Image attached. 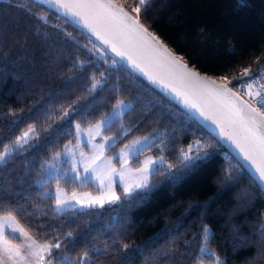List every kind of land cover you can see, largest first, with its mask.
Segmentation results:
<instances>
[{"label":"trees","instance_id":"16d2710c","mask_svg":"<svg viewBox=\"0 0 264 264\" xmlns=\"http://www.w3.org/2000/svg\"><path fill=\"white\" fill-rule=\"evenodd\" d=\"M114 1L136 17L137 0ZM140 22L200 73L224 82L227 77L235 91L239 72L251 68L255 74L264 64V0H148ZM119 100L129 107L103 130L114 137L113 148L150 136L139 156H162L168 167L158 166L148 187L114 204L54 212V196L46 190L83 186L59 177L37 184L45 163L74 141L73 123L91 125ZM29 126L34 134L16 147ZM197 140L212 145L211 154L186 167L181 150ZM4 145L13 150L0 163V215L11 213L37 242L59 241L61 248L47 258L52 263L67 258L81 264L87 251L83 264L217 258L264 264V191L249 172L205 127L90 35L31 0H0V149Z\"/></svg>","mask_w":264,"mask_h":264},{"label":"snow or ice","instance_id":"6c2138e0","mask_svg":"<svg viewBox=\"0 0 264 264\" xmlns=\"http://www.w3.org/2000/svg\"><path fill=\"white\" fill-rule=\"evenodd\" d=\"M42 3L61 11L62 15L71 16L86 28L95 38L106 48L110 49L122 60H127L131 66L139 70L152 83L159 84L165 89L182 96L186 108L197 111L205 120H210L219 129L220 141H227L239 152L244 161L255 170L256 180L261 189L264 190V69L255 70L258 75H254L251 68L243 69V72L234 80L240 81L236 91H233L229 84L232 81L227 77H222L226 82L217 84L214 80L202 78L195 71L188 68L177 60L168 49L152 35L149 30L140 22V13L148 0H138L133 12L137 15L131 17L123 5L117 7L114 0H41ZM103 75V74H101ZM244 77H250L245 81ZM100 81L93 83L91 90H94ZM243 91L251 103L242 100L237 92ZM123 101H118L114 106L113 113L107 118L91 126L88 135L91 139L101 135V130L110 127L116 117L120 115ZM69 116V112H64V117ZM77 135H79L80 125H76ZM35 132L33 126L16 137L14 145L22 147L30 136ZM111 137H103V143L94 144L93 155L85 157L81 153L79 167L85 173L91 172L100 185V194L93 196L90 193L77 195L72 192L70 195L64 189L57 187L55 193V205L57 209H66L79 205L81 208L103 207L106 203L113 204L120 200V195L113 188L111 176L118 174L123 177L127 171V164L130 155L137 154L142 141L147 144L150 136H144L132 141L124 146L129 151H122L119 155L121 162L120 171L112 167V157L101 160L105 146L111 141ZM67 148V146H65ZM212 145L201 143L199 140L189 144L186 149L181 150L180 162L188 165L197 160H203L210 156ZM13 145H4L0 149V163L6 161L11 155ZM70 151V150H69ZM60 153H56L54 159L60 158ZM161 161L163 158H160ZM99 161L100 163H97ZM154 160H146L143 167L136 170L140 176L139 182L134 186L124 187V195L130 194L135 188L148 187L149 166L154 164ZM172 166L169 165V168ZM71 170L79 178L77 162L73 158ZM231 168L225 170V178L230 175ZM11 229L13 233H19L23 242L13 243L5 233V229ZM204 237L208 238L209 230L204 228ZM72 237V233H67ZM129 246L124 245L127 249ZM61 243H38L36 239L24 227L20 226L16 217L11 213L0 217V264H28L31 257V264H52L48 257L53 255V249H60ZM207 249L202 248L204 254ZM211 255V254H210ZM88 256L87 251L80 258L81 264ZM130 258V257H129ZM63 264H68L67 258ZM217 264L223 261L217 258Z\"/></svg>","mask_w":264,"mask_h":264},{"label":"rangeland","instance_id":"374dc122","mask_svg":"<svg viewBox=\"0 0 264 264\" xmlns=\"http://www.w3.org/2000/svg\"><path fill=\"white\" fill-rule=\"evenodd\" d=\"M138 1V0H137ZM119 101H123L124 105L129 106V103L124 101V100H119ZM128 108V107H127ZM127 108H121L119 110L120 115L127 110ZM114 111V108H112L110 110V112L102 117L101 119L97 120L95 123L88 125V126H81L80 125V131H79V135H77V129H76V125L77 123H73V134H74V141L71 143H67L66 145L63 146V148L56 152V153H60V158L59 159H54L55 154H53L49 160L45 163V169H44V176L43 178L39 179L36 181L37 184L41 185L49 180H51L52 178L55 177H59L62 178L64 181H67V183L74 185V186H83L82 188H74L71 190H67L64 186H60V185H53L51 187L50 190H46L44 192V194H51L54 196L55 199V193H56V189L57 187H61L64 189L65 193L67 194H71L72 192H76L77 195H81L83 193H90L93 196L99 195L100 194V185L98 183V181L94 178L93 174L91 172L89 173H85L82 167H79V162L81 161L82 157H81V153L84 154L85 157H90L93 155L94 149H93V145L94 144H100L103 143V137H111L112 140L108 142V144L105 146L103 155L101 157V160H106L108 157H112V167H114L117 172L120 171L121 168V162L119 160V155L122 151H129L128 149H125L124 146L126 144H130L132 141L136 140V139H140L144 136H140V137H135L133 139H131L130 141L124 143L121 147L119 148H113V143H114V137L110 136V135H105L103 130L104 128L101 130V135L100 136H96L95 139H91L88 135V130L91 126L95 125L96 123H98L99 121L107 118L108 116H110ZM119 115V116H120ZM119 116H117L116 118H118ZM27 131V130H26ZM151 142V139L149 142H147V144H145L142 141L141 145H137V148L140 149V151L135 154V155H130L128 164H127V171L125 173V176L123 177V180L121 179V176L118 174H113L111 176V180H112V184H113V188L116 191V193L118 195H120V197H127L128 195H124V187L126 186H134L135 183L139 182L140 180V176L137 174L136 170L145 166L144 162L146 160H154L156 161L154 164L149 166V172H148V184L150 182V176L153 172H155V169L158 166H162L163 168H167L168 164L164 161V158L162 156H155L150 154L149 152H146L145 154H142L141 156H139V154L142 152V150ZM67 146V148L65 147ZM70 150V151H69ZM163 158V160L161 161L160 158ZM73 158L75 159V161L77 162V166H78V172H79V178H76V173H73L71 170L72 167V160ZM97 163H100L99 161H97ZM160 168V167H159ZM157 172V171H156ZM76 184V185H75ZM89 185L88 188H86V185ZM141 189L144 188H135L132 192L135 191H139ZM131 192V193H132ZM130 193V194H131ZM121 199V198H120ZM118 202V201H117ZM74 207H70V208H66V209H57L56 205L54 203V212H63L66 210H70V209H86V208H81L79 207V205H75V201L72 202ZM114 204V203H113ZM105 205H111L106 203ZM99 207V206H96ZM8 230L10 232L9 237L12 238H19L21 240V243L23 242V237L20 236V234L17 233H13L11 231V229H5ZM40 243V242H38ZM43 244V243H41ZM205 248V247H201ZM200 249V252H201ZM206 249V248H205ZM208 250L206 253L207 254ZM32 258L29 257L28 258V264H31ZM22 264H24V262H22ZM200 264H217V259H215L212 262L209 263H200Z\"/></svg>","mask_w":264,"mask_h":264},{"label":"water","instance_id":"95a60500","mask_svg":"<svg viewBox=\"0 0 264 264\" xmlns=\"http://www.w3.org/2000/svg\"><path fill=\"white\" fill-rule=\"evenodd\" d=\"M41 6H43L44 8L62 16L63 18L67 19L68 21L72 22L74 25L78 26L79 28H81L84 32H86L88 35H90L93 39H95L100 45H102L96 38L95 36H93L86 28H84L80 23H78L76 21V19L74 17L71 16H65L61 14V11H57L56 9L50 7L48 4L46 3H42L41 0H31ZM114 3L116 4L117 7H119L120 5L114 1ZM125 10V9H124ZM126 11V10H125ZM131 17L135 18L132 14H130L128 11H126ZM152 35H154L151 31H149ZM159 42H161L167 49L168 51H170L173 56L179 60L182 64H186L188 66V68L192 71H195L199 76H201L202 78L205 79H209V80H214L218 85L219 84H224L225 82L216 79L214 77H210L204 73H200L199 71H197L195 68H193L192 66L188 65L179 55H177L176 53H174L171 49H169L156 35H154ZM106 50H108L116 59H118L123 65H125V67H127L128 69H130L133 73H135L137 76H139L142 80H144L147 84H149L154 90H156L158 93H160L162 96H164L165 98H167L169 101H171L172 103H174L176 106H178L180 109H182L183 111H185L188 115H190L193 119H195L197 122H199L203 127H205L213 136H215L217 138V140L238 160V162L249 172V174L253 177V179L256 181V183L260 186L259 182L256 180V174H255V170L248 164L247 161H244L242 156L239 154V152L230 144V142L227 141H220L219 139V129L216 127L215 124H213L210 120H205L202 116H200V114L193 110V109H189L186 108L184 103H183V99L182 96H178L175 92H172L169 89H165L164 87L160 86L159 84H154L152 83L145 75H143L139 70L133 68L131 66V64L125 59L122 60L120 57L116 56L110 49L106 48L104 45H102ZM230 87V85H229ZM233 91H235L233 89ZM237 95L244 100L245 102L249 103L246 99H244L238 92ZM261 188V186H260ZM264 191V190H263Z\"/></svg>","mask_w":264,"mask_h":264},{"label":"crops","instance_id":"0c3cea01","mask_svg":"<svg viewBox=\"0 0 264 264\" xmlns=\"http://www.w3.org/2000/svg\"><path fill=\"white\" fill-rule=\"evenodd\" d=\"M0 217H2V216L0 215ZM5 233H6V236H7L10 240H12L13 243H16V244H20V243H21V240H20L19 238H12V237H9L10 232H9L8 230H5ZM52 264H55V263H52Z\"/></svg>","mask_w":264,"mask_h":264},{"label":"built area","instance_id":"2783aa9c","mask_svg":"<svg viewBox=\"0 0 264 264\" xmlns=\"http://www.w3.org/2000/svg\"><path fill=\"white\" fill-rule=\"evenodd\" d=\"M259 69H264V64L259 68ZM242 72H239L238 73V75L239 74H241ZM254 75H258V72H256ZM221 81H223V80H221ZM224 82V81H223ZM226 82V81H225ZM240 92H243V91H240ZM240 92H238V93H240ZM241 94V93H240Z\"/></svg>","mask_w":264,"mask_h":264}]
</instances>
